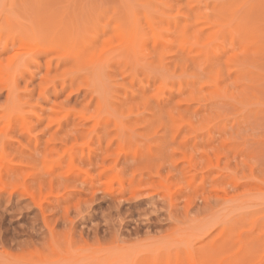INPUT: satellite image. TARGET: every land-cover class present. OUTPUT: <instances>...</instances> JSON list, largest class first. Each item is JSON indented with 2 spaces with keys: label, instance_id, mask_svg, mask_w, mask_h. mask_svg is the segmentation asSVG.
<instances>
[{
  "label": "rangeland",
  "instance_id": "rangeland-1",
  "mask_svg": "<svg viewBox=\"0 0 264 264\" xmlns=\"http://www.w3.org/2000/svg\"><path fill=\"white\" fill-rule=\"evenodd\" d=\"M0 264H264V0H0Z\"/></svg>",
  "mask_w": 264,
  "mask_h": 264
}]
</instances>
